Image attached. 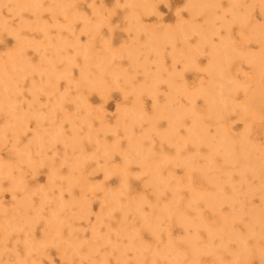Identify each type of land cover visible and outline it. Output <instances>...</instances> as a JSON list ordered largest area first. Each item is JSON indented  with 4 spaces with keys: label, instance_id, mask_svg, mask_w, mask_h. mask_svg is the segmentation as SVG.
Listing matches in <instances>:
<instances>
[{
    "label": "rangeland",
    "instance_id": "374dc122",
    "mask_svg": "<svg viewBox=\"0 0 264 264\" xmlns=\"http://www.w3.org/2000/svg\"><path fill=\"white\" fill-rule=\"evenodd\" d=\"M188 2L0 0V76L7 79L0 85V264H167L170 242L185 251L186 239L197 236L204 245L207 229L219 263L233 264L236 242L213 228L224 215L250 250L236 264H264V232L248 214L262 208L264 174L240 169L243 155L264 164V95L251 113L240 111L243 89L259 83L264 91V67L256 81L245 60L263 49L264 33L244 38L248 28L264 26V0H216L208 20L188 11ZM180 24L208 27L210 42L196 52L198 33L190 31L156 51L146 44L148 33ZM224 37L237 49L224 66L239 87L231 102L219 101L225 105L215 116L199 90L212 82L210 46ZM189 49L187 65L181 52ZM170 106L193 110L205 139H188L189 114L172 129L158 114ZM218 129L230 150L212 149ZM244 140L248 153L240 149ZM193 192H222L234 202L185 205ZM172 196L178 201L167 211ZM155 204L163 215L147 229L144 216ZM197 219L203 226L183 225ZM178 260L191 262L189 255ZM198 262L216 264L208 253Z\"/></svg>",
    "mask_w": 264,
    "mask_h": 264
},
{
    "label": "bare ground",
    "instance_id": "6f19581e",
    "mask_svg": "<svg viewBox=\"0 0 264 264\" xmlns=\"http://www.w3.org/2000/svg\"><path fill=\"white\" fill-rule=\"evenodd\" d=\"M29 1L30 0H28V2ZM215 4H216V0H189L188 11H192L193 13L201 11L206 15V18L208 20L209 14L212 13V8L215 7ZM29 5H31V3ZM142 6L143 4L139 3V7H142ZM198 7H201V8L207 7V10H208L207 13L204 9L200 10L198 9ZM247 22H248V19L246 18H244L243 21L239 22L240 28L243 30L246 29ZM190 31H196L198 33V39H199L198 46L196 47V49L194 47L193 50L199 53L201 51L200 49L201 46L204 44H208V42H210V35L213 34V30H210L208 27H195L192 24H189V25L180 24L179 26L175 27L171 31L166 30L162 32L148 33L146 44L147 45L152 44L153 49L156 51L159 49L160 45H162L163 43H172L173 38L176 36L181 37L180 39L184 40L182 36L187 35ZM261 33H264V26L248 28L244 38L246 40L247 39L260 40V38L257 36L260 35ZM191 53H192L191 49H189V51L184 50L183 52H181V57L183 60H185V64L187 65H190L191 63V60H190L191 55H192ZM236 55H237L236 46L232 44V42L230 41L228 37L221 38L218 45L210 46V57H209V65L207 67V72L212 80L211 84L212 83L218 84L220 87H222L221 88L222 92L215 93L214 88L210 84L208 86L201 88L199 90V94L205 100V104L209 112L212 114H216L215 116H217V113L220 114L221 111L223 110L222 105L224 103L222 102L223 104L220 105L219 101L222 99H225L226 101L231 102V95L232 94L234 95L238 91L239 85L229 77L230 72L227 68L228 62L226 61L229 58H232ZM245 60L247 61L249 65H251V67L256 73L253 78L256 81H260V74L263 70L262 68L264 67L263 66L264 65V47L257 54H252L251 57H246ZM225 62L227 63L224 66ZM103 68H106V67L103 66ZM157 68L159 69L158 72L163 71V65L160 62V60L157 63ZM156 77L157 75L151 76V78H156ZM95 80H98V78H96ZM167 82L170 88H172V90L175 91L176 87L171 84V83H174L172 77H171V81L170 79H168ZM0 85H3L4 87L7 86V79L4 78V76H0ZM235 85H237V87ZM259 85L261 84L258 83L253 91H249L246 89L242 90L244 93L247 92L245 94L244 102L242 103L241 108H240V111L244 117L247 114L251 113L253 110H255V108H253L254 105H257L256 108L259 107V104L262 101V96L264 95V91L259 89ZM144 87H148V86L145 85ZM7 96H8L7 94H2L3 99H5ZM8 98L9 96L4 101H6ZM168 99H169V102H171L174 98L173 96L169 95ZM160 113H162L163 116L166 117V119L169 121V124H171L172 129H174V127L176 128L177 123L180 121V119L185 114L194 116L193 117V127L192 129L187 131V137L190 140V142L194 139L193 136H197L201 139H205V131L200 126L202 125L201 121L199 118H196L198 117L197 115L195 117L193 110L183 109L182 106H178V107L176 106L174 108L170 106V108L169 107L160 108V110L158 111V114ZM218 130H220L219 131L220 136L216 140V143L214 144L212 149L221 147V149L223 150H226V151L230 150L231 146L226 141V138L228 137H226V134L224 133L225 131H223L224 129H218ZM248 144L249 143L246 140H244L243 142H241L240 149L248 153V151L250 150ZM135 146L137 147L138 145L136 144ZM243 156L245 157V159L244 161H241L240 169L248 170L254 173L255 175L264 174V164L261 163V161L259 160L249 161L248 160L249 157H247V155H243ZM141 164L150 168L153 178L155 180H158L159 171L150 163L149 160H144L143 162H141ZM250 190H252L251 187H249L247 191L250 192ZM261 195L264 196V193H261ZM197 198H200L201 201L205 205L213 209L216 207V205H221L222 203H228L232 205L234 202L231 195L227 196L223 194L222 192L220 193L214 192V193H208L204 195H197L195 192H193L188 202H185V205L190 204V202L194 201ZM176 201H178V198L176 196H172L171 202L167 204V206L169 207L166 210L170 211L171 206L174 207L176 205ZM23 202L26 203L27 202L26 199H23ZM248 214L250 216V221H252L253 224H257L258 227H260L262 231L264 232V199H263V205L261 209L259 210L250 209L248 211ZM162 215L163 214L160 213V208H158L157 204H155L154 206H152L151 215L144 216V218L146 219L145 222L143 223L144 227L147 229H152L155 226L157 220L160 219ZM219 218H220L219 224H216L213 227L214 231L217 230L218 231L217 235L222 236L225 240L231 239L236 242L237 250L233 254V257H232L233 264L234 263L236 264V262L239 259H242L243 257L247 256L250 250L244 238L240 236L238 233H236L235 231H232V229L230 228L229 226L230 216L228 217L227 215H224V216H220ZM182 219L183 218H181V222L178 220L176 221L182 225L183 223ZM183 225H192L196 227L203 226L202 221L200 219H197L195 221L193 220L188 221L187 223ZM211 230L212 229H207L206 231L208 238H207V242L204 245H201V246L198 245L197 236H192V237L187 238L184 243L185 251H179L178 249H176L174 243L170 242L167 245L166 249H163V252H170L173 257L171 260H169V262H167V264H181L178 259L182 258V256L184 255L190 256L191 262L189 264H201L198 262V254L200 253L210 254L215 259L216 264H220L219 259L216 256H214L215 250L209 246V245H212L211 235H213L212 234L213 232H211ZM251 231H252L251 227L247 224L246 232L250 233ZM225 240H223L222 243H224ZM220 248L222 249L224 248V246L222 245ZM159 254L161 253H159L158 251H155L154 256L159 255Z\"/></svg>",
    "mask_w": 264,
    "mask_h": 264
}]
</instances>
